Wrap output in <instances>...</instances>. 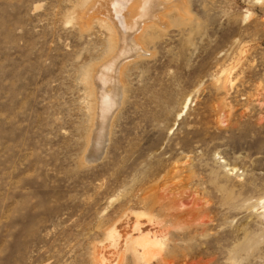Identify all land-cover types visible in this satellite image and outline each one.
Instances as JSON below:
<instances>
[{
	"label": "rangeland",
	"instance_id": "374dc122",
	"mask_svg": "<svg viewBox=\"0 0 264 264\" xmlns=\"http://www.w3.org/2000/svg\"><path fill=\"white\" fill-rule=\"evenodd\" d=\"M81 3L0 0V264H264V0H189L145 39L89 160L84 73L108 35Z\"/></svg>",
	"mask_w": 264,
	"mask_h": 264
},
{
	"label": "bare ground",
	"instance_id": "6f19581e",
	"mask_svg": "<svg viewBox=\"0 0 264 264\" xmlns=\"http://www.w3.org/2000/svg\"><path fill=\"white\" fill-rule=\"evenodd\" d=\"M82 2L80 12H77L80 8L79 3V8L77 7L76 12H73V17L79 13V16L77 15L78 25L87 28V20L94 19V22L108 35L106 36L105 57L97 65H92L93 67L90 69L88 66L89 70L84 73L85 85L87 84L90 97L93 98V102L87 110L90 111L91 126L83 156L85 160H89L102 157L110 123L123 101V74L127 64L137 58L150 55L144 40H152L155 30L162 33L172 27V23L189 21L191 13L189 0H82ZM88 24H90L89 21ZM222 72L224 75L217 78L216 84L225 87V84L230 81L228 73H225L224 70L220 75ZM186 107L187 101L182 110ZM227 171L235 173L234 168H229ZM143 200L148 201L149 205L155 206L154 201L148 200V198H143ZM161 205L166 207V205ZM256 205L262 210L260 213L264 215V197L259 198ZM158 206L160 205L158 204ZM135 217L140 216L135 214ZM126 242L140 248V252L135 249L133 251L135 259L142 261L155 252V247L158 244L155 235H149L142 231H139L135 238L128 235Z\"/></svg>",
	"mask_w": 264,
	"mask_h": 264
}]
</instances>
